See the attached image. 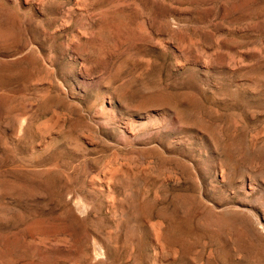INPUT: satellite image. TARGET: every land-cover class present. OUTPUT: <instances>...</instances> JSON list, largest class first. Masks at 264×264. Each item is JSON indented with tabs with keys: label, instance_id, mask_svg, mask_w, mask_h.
Segmentation results:
<instances>
[{
	"label": "rangeland",
	"instance_id": "374dc122",
	"mask_svg": "<svg viewBox=\"0 0 264 264\" xmlns=\"http://www.w3.org/2000/svg\"><path fill=\"white\" fill-rule=\"evenodd\" d=\"M0 264H264V0H0Z\"/></svg>",
	"mask_w": 264,
	"mask_h": 264
}]
</instances>
